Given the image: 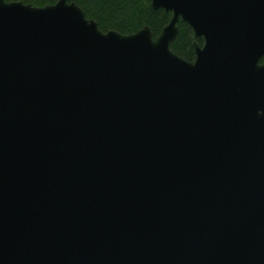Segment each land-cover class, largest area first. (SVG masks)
Returning a JSON list of instances; mask_svg holds the SVG:
<instances>
[{"label": "water", "instance_id": "obj_1", "mask_svg": "<svg viewBox=\"0 0 264 264\" xmlns=\"http://www.w3.org/2000/svg\"><path fill=\"white\" fill-rule=\"evenodd\" d=\"M151 5L0 0V264H264V0Z\"/></svg>", "mask_w": 264, "mask_h": 264}, {"label": "trees", "instance_id": "obj_2", "mask_svg": "<svg viewBox=\"0 0 264 264\" xmlns=\"http://www.w3.org/2000/svg\"><path fill=\"white\" fill-rule=\"evenodd\" d=\"M7 2H23L37 7L56 4L59 0H6ZM77 4L88 19L98 23L103 33L116 31L123 35L138 32L149 26L156 39L170 23L171 12L154 10L151 0H67ZM179 34L171 45V50L188 62L196 59L194 42H197L193 30L184 22L178 24ZM203 44V40L199 41ZM264 62V59L261 63Z\"/></svg>", "mask_w": 264, "mask_h": 264}, {"label": "flooded vegetation", "instance_id": "obj_3", "mask_svg": "<svg viewBox=\"0 0 264 264\" xmlns=\"http://www.w3.org/2000/svg\"><path fill=\"white\" fill-rule=\"evenodd\" d=\"M172 16H173V14H172ZM180 22H183V21L180 20L179 23H180ZM179 23H178V24H179ZM184 23H185V22H184ZM178 28H179V27H178ZM178 34H179V33H178ZM194 36H195V35H194ZM202 40H203V39H202ZM199 41H201V40H198L197 42L199 43ZM199 44H200V43H199ZM203 44H204V40H203ZM203 44H200V45L203 46Z\"/></svg>", "mask_w": 264, "mask_h": 264}]
</instances>
